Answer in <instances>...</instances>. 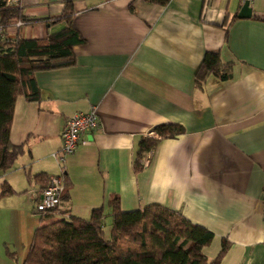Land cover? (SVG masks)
Returning <instances> with one entry per match:
<instances>
[{
	"label": "crops",
	"instance_id": "1",
	"mask_svg": "<svg viewBox=\"0 0 264 264\" xmlns=\"http://www.w3.org/2000/svg\"><path fill=\"white\" fill-rule=\"evenodd\" d=\"M241 3L20 1L30 23L5 28L9 38L60 31L64 20L48 22L69 4L83 41L71 48L72 65L33 73L35 99H14L9 141L23 151L0 171V192L11 190L0 196V264H22L40 223L33 208L43 183L59 173L51 154L61 127L91 107L98 123L65 159L54 219L86 218L101 207L104 230L112 197L123 211L159 204L212 233L202 249L208 260L224 241L219 264H264V15L253 0L252 14L238 17ZM205 52L229 64L226 80L195 83ZM158 124L182 132L160 139L133 171L140 137Z\"/></svg>",
	"mask_w": 264,
	"mask_h": 264
},
{
	"label": "trees",
	"instance_id": "2",
	"mask_svg": "<svg viewBox=\"0 0 264 264\" xmlns=\"http://www.w3.org/2000/svg\"><path fill=\"white\" fill-rule=\"evenodd\" d=\"M147 1L160 5L167 2ZM71 15L72 8L67 4L60 16L48 22L64 20L65 27L45 38L0 39V171L9 169L23 151L22 145L9 141L15 97L35 99V71L66 67L74 62L71 48L83 40L70 25ZM16 20L30 23L18 8L0 7V24L4 29ZM208 75L226 80L230 76L229 64L220 63L216 53L205 52L194 73L195 83L201 84ZM152 131L156 138L139 139L133 171L141 169L146 152L160 139L173 138L182 128L177 124H158ZM9 193L10 188L3 185L0 196ZM107 207L111 218L108 238L104 237L105 214L101 207L93 208L86 218L49 220L54 210L38 213L40 223L32 232L22 264H219L227 249L222 241L217 254L208 260L202 249L211 241L212 233L168 207L148 204L123 211L117 197L110 198ZM45 219L49 221L44 222Z\"/></svg>",
	"mask_w": 264,
	"mask_h": 264
},
{
	"label": "built area",
	"instance_id": "3",
	"mask_svg": "<svg viewBox=\"0 0 264 264\" xmlns=\"http://www.w3.org/2000/svg\"><path fill=\"white\" fill-rule=\"evenodd\" d=\"M21 0H0V7H18ZM242 2L244 0H241ZM250 6L253 0H247ZM262 14L264 15V0H261ZM252 14V13H251ZM26 21L16 20L9 27L18 28L25 24ZM0 39H11L4 32L3 26L0 24ZM97 113L95 107H91L86 112H75L68 117L60 130V148L58 152L52 153L59 168V173L50 175L47 178L46 185L41 189L39 198L33 208L35 213H45L57 208L60 200V194L63 189V172L64 162L67 156L71 155L77 144H84L85 140L82 135L88 130H92L97 126ZM155 136V134H148ZM151 154L149 150L147 156Z\"/></svg>",
	"mask_w": 264,
	"mask_h": 264
},
{
	"label": "water",
	"instance_id": "4",
	"mask_svg": "<svg viewBox=\"0 0 264 264\" xmlns=\"http://www.w3.org/2000/svg\"><path fill=\"white\" fill-rule=\"evenodd\" d=\"M250 15H251V8L248 5V1L244 0L241 3V6H240L238 13H237V16L242 17V18H246V17H249Z\"/></svg>",
	"mask_w": 264,
	"mask_h": 264
},
{
	"label": "rangeland",
	"instance_id": "5",
	"mask_svg": "<svg viewBox=\"0 0 264 264\" xmlns=\"http://www.w3.org/2000/svg\"><path fill=\"white\" fill-rule=\"evenodd\" d=\"M35 216H39V214L38 213H35ZM54 218H56V215H53L51 218H49L50 220L51 219H54ZM49 220L48 219H45L44 220V222H48ZM110 221H111V219L110 218H107V220H106V222H105V228H104V237L105 238H108V235H109V228L107 227V222H109L110 223Z\"/></svg>",
	"mask_w": 264,
	"mask_h": 264
}]
</instances>
